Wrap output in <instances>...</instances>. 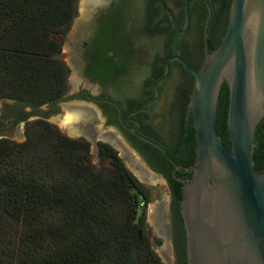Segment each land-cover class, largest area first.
<instances>
[{"label":"trees","instance_id":"obj_1","mask_svg":"<svg viewBox=\"0 0 264 264\" xmlns=\"http://www.w3.org/2000/svg\"><path fill=\"white\" fill-rule=\"evenodd\" d=\"M174 1L180 9L174 19L164 0H118L111 10L116 22L129 13L138 35L163 36L159 40L162 53L156 59L162 68L160 75L164 54L171 50L174 24L181 27L184 18V0ZM76 3L0 0V100L8 98L36 109L66 91L68 67L60 51ZM199 4L201 9L193 16L191 29L201 44L208 8L201 0L193 2V6ZM227 10L228 0L214 9L208 20V38L217 25L225 26ZM220 39L216 43L208 40V49ZM188 97L183 106L182 135L169 150L183 165L192 162L195 147L191 115L188 120L185 116ZM227 103L228 85L223 81L216 106V131L229 149ZM9 110L14 113L11 107ZM23 133L21 142L0 137V264H165L146 233L149 190L115 149L99 143L102 164L97 166L91 160L87 140L70 138L42 118L26 122ZM253 142V166L261 172L264 117L255 125ZM174 184L181 197L178 184ZM179 251L178 264H187L186 254Z\"/></svg>","mask_w":264,"mask_h":264},{"label":"water","instance_id":"obj_2","mask_svg":"<svg viewBox=\"0 0 264 264\" xmlns=\"http://www.w3.org/2000/svg\"><path fill=\"white\" fill-rule=\"evenodd\" d=\"M108 1L92 7L87 17ZM193 1L184 0L183 23L175 30L172 54L154 83L153 100L169 72L170 61L179 60L192 75L185 114L186 119L191 114L194 158L188 165L177 164L159 144L148 141L158 146L176 168L191 171L190 176L180 178L179 199L187 264H264V170L256 171L252 159L255 125L264 117V0H231L223 35L211 50L207 49L208 6L203 25L205 54L197 70L178 51V39L190 25ZM223 81L228 85L229 149L216 131V106ZM153 100L144 108H149ZM88 131L84 128L81 134L97 148V139L103 136ZM109 143L120 149L118 156L127 167L121 148ZM138 162L147 168L140 158Z\"/></svg>","mask_w":264,"mask_h":264},{"label":"flooded vegetation","instance_id":"obj_3","mask_svg":"<svg viewBox=\"0 0 264 264\" xmlns=\"http://www.w3.org/2000/svg\"><path fill=\"white\" fill-rule=\"evenodd\" d=\"M117 2L118 0H109L108 5L93 13L75 34L73 28L68 30L71 31L68 46L69 55L74 62L72 68L81 80L77 88L70 90L68 86L59 98L45 102L36 109L22 103H13L11 108L14 113L10 110L9 113L14 116L11 121L20 122L25 126L30 115L45 120L49 115L60 111V104L80 113L85 112L83 116L86 119L83 117L74 123L81 129H89L90 134L101 133L106 142L98 140L97 151L101 142L114 149L109 143L113 142L121 148V154L130 166H134L135 171L140 173L142 180L162 185L163 197L161 201L153 204L155 217L151 220L147 211L146 221L148 218L152 222L155 234L164 242V246L160 248L165 260L163 262L178 264L179 249L186 254V236L179 207L180 196L176 194L174 183L178 184L181 191L180 178L184 179L187 175L186 171L176 168L168 156L148 140L159 144L174 160L169 150L176 147L182 135L183 106L191 89L192 75L179 60H171L169 72L159 83L158 96L153 100L154 83L162 71L156 60L162 53L159 47L160 39L157 35L154 38L152 35H138L131 15L127 12L116 22L111 10ZM193 2L190 7V25L178 39V51L188 64L196 69L203 61L205 49L203 38L200 44L199 35L191 29L194 14L201 9L200 4L193 6ZM201 2L207 8L209 6L211 15L222 0ZM230 2L231 0H228V9ZM171 17L174 19L173 15ZM90 24L93 26L91 30ZM174 26L178 28L177 24ZM224 27L221 23L209 38L207 35V49L208 40L212 43L218 42ZM171 54L172 49L164 54L165 60ZM174 74L178 76L175 83ZM151 100L152 104L145 109ZM190 115L189 113L187 120ZM98 122H101V125H95ZM127 146L136 152L148 169L132 158ZM178 153L184 155L182 151ZM146 187L150 200L154 188Z\"/></svg>","mask_w":264,"mask_h":264},{"label":"rangeland","instance_id":"obj_4","mask_svg":"<svg viewBox=\"0 0 264 264\" xmlns=\"http://www.w3.org/2000/svg\"><path fill=\"white\" fill-rule=\"evenodd\" d=\"M164 1H165V6L168 9V11H170V13L175 18H177L179 16V10H180L178 4L174 0H164ZM79 3H80V0H77L76 13H75V16L71 22L70 28H69L71 30L74 27V24H75L74 21H76V19L80 17ZM108 3H109V1L106 3V6L108 5ZM196 15H197V12L194 14V17H196ZM89 27H90V30L93 29L92 24H90ZM70 33H71V31H69L67 34L64 35V38H63L62 44H61L60 53H61L62 59L65 61L66 65L68 67V77H67L68 86H69L70 90H75L77 88V86L79 85V82L81 80L79 77H77L75 71L73 70V68L69 62L70 47L68 46V42L70 40V36H69ZM159 39H160V41H162L163 36L159 35ZM177 78H178L177 74H174V76H173V82L174 83H175ZM175 89H176V87H175ZM13 103H14L13 100L8 99V98H3L0 100V136L7 137L9 140H11L13 142H21L24 140V134H23L24 125L21 124L20 122L15 123L13 120L11 121V118L13 119L14 116H12L13 114L9 113V109L13 105ZM88 105H90V104H88ZM75 113H78V112L74 109H70V108L65 107L63 104H60V111H58L56 114L49 115L45 120L48 123H50L51 125H54L57 128H59V130L64 135H66L70 138H80V139L87 140L89 143V153L91 156V160L94 164H96L97 166H100L102 164V159L98 154L97 148L95 147V145H93L90 142V140L85 138L80 133V132H82V129L79 126L75 125L76 126L75 131L72 130L71 128L70 129L68 128V129H66V132H65L64 129L62 128V126H63V124H61L62 121L69 120L71 118V116L73 117V115ZM66 117H68V118H66ZM34 119H37V118L34 115H30L28 117V122L32 121ZM77 121H80V119ZM95 125L99 126V125H101V122H98ZM98 140L105 141L101 138H98L97 141ZM114 149L117 152V155H118V153L120 155V149L119 148H114ZM130 154L132 155V158L135 159V161H138L139 157L133 151H131ZM125 163H126V161H125ZM126 164H129V163H126ZM127 168L131 170L130 165L129 166L127 165ZM131 172L134 173L133 171H131ZM135 173L138 174L137 171H135ZM138 177L140 178V176H138ZM141 180H140V182L146 186H149L150 189H151V187L154 188L153 194H151L150 200L146 204V208H145V213H146L148 211V209L150 208V206L155 204L157 201H161V199L163 197L164 189L162 188L161 184L155 183L154 181H153V184H150V183L144 182V180L143 181H141ZM142 204H143V202L141 201L139 204L140 207L142 206ZM146 233L150 239L152 248L154 249V251L157 253V255L161 259L163 256L161 255L160 248L162 249V247L164 246V242L162 241V239L159 236H157L155 234V228L153 227L152 222H150V220L146 221ZM163 261H165V260L163 259Z\"/></svg>","mask_w":264,"mask_h":264},{"label":"bare ground","instance_id":"obj_5","mask_svg":"<svg viewBox=\"0 0 264 264\" xmlns=\"http://www.w3.org/2000/svg\"><path fill=\"white\" fill-rule=\"evenodd\" d=\"M102 2V0H80V3H79V7H80V11H79V13H80V17L79 18H77L76 19V21H74L75 22V24H74V27H73V33L74 32H77V31H79L80 29H81V26H82V23L84 24L85 23V21L88 19V15H87V13H88V11L92 8V7H94L95 5H98L99 3H101ZM72 33V34H73ZM75 34V33H74ZM69 62H70V64H71V66H73L74 67V62L72 61V57H69ZM84 116H83V114H80V112L79 113H75L74 115H73V117L71 116V120L69 119V120H64V121H62V123L61 124H63V126H62V128H64V130L66 131V129H72V130H76V126H75V121H77V120H79V119H82ZM66 118H68V117H66ZM125 158V157H124ZM126 160V163H128L127 162V159H125ZM135 160V159H134ZM128 166L130 165V164H127ZM133 166V165H132ZM130 168H132L131 166H130ZM132 170L135 172V167L133 166V168H132ZM137 173L138 174H136V176L138 177V176H140V173L137 171ZM141 177V176H140ZM139 178V177H138ZM140 179V178H139ZM141 180V179H140ZM141 181H143V180H141ZM145 182V181H144ZM154 217H155V206L154 205H152V206H150V208H149V218L151 219V220H153L154 219Z\"/></svg>","mask_w":264,"mask_h":264}]
</instances>
